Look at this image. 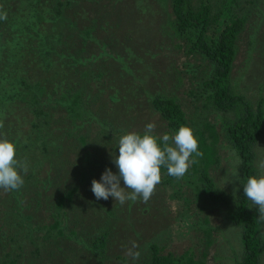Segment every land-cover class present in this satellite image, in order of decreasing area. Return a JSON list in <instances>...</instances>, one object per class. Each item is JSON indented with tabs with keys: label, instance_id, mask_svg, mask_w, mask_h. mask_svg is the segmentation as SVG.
I'll list each match as a JSON object with an SVG mask.
<instances>
[{
	"label": "rangeland",
	"instance_id": "374dc122",
	"mask_svg": "<svg viewBox=\"0 0 264 264\" xmlns=\"http://www.w3.org/2000/svg\"><path fill=\"white\" fill-rule=\"evenodd\" d=\"M58 1L63 17L56 21L44 9L49 19L26 45L25 96L0 114V137L17 138V157L29 168L22 188L0 189V264H147L151 244L165 254L191 251L206 264H237L241 234L226 207L200 200L185 181L166 185L162 176L147 203L97 200L91 191L92 180H100L107 168L118 174L112 154H119L122 135L143 133L148 123L156 125L157 136L167 133L152 104L161 95L175 98L190 122L216 125L222 138L211 176L231 201L236 198L240 159L224 140L225 114L206 100L211 67L175 38L170 3L42 0V5L50 10ZM10 6L14 11L18 4ZM241 11L249 21L238 38L232 84L256 104L264 98V0H242ZM0 34L1 46L7 31L0 27ZM6 51L0 48V69ZM8 86L0 80V89ZM34 94L35 104L24 103ZM256 153L259 176L264 175L259 167L264 140ZM103 235L106 248H94ZM129 250L138 256L127 255Z\"/></svg>",
	"mask_w": 264,
	"mask_h": 264
},
{
	"label": "trees",
	"instance_id": "16d2710c",
	"mask_svg": "<svg viewBox=\"0 0 264 264\" xmlns=\"http://www.w3.org/2000/svg\"><path fill=\"white\" fill-rule=\"evenodd\" d=\"M0 1H2L0 15L7 14L6 19H0V27L8 34L5 35L6 38L4 37L5 43L0 46L7 47L8 53L0 69V80L9 84L8 87L0 89L1 114L8 110L10 103L14 105L23 94L25 96V90L29 88V85H26L27 80L22 76L24 67L21 63L29 53L26 50L27 43L36 37L37 29L49 19L45 10L54 13L57 21L63 17L61 15L63 3L58 1L57 6L49 10L42 5V0H24L23 6H21L23 0ZM161 1L170 3L172 17L169 26L175 38L184 40L190 54L200 55L211 67L209 80L204 86L206 100L214 112L225 114L220 125L225 142L240 159L241 181L236 198L231 201L227 192L216 183L210 172L219 163L222 135L216 125L207 119L200 125L190 122L175 98L157 95L153 98L152 104L167 125L166 134L170 136L175 134L181 126L190 127L198 139L199 151L203 153L202 157H194L197 163L192 164L182 178L169 176L163 166L161 178L165 177L166 185L173 183L174 180H183L196 189L200 200L209 205L225 206L228 220L241 234L243 253L237 264H262L263 221L258 219V208L243 195V184L249 176L259 177L256 148L264 140V98L252 104L244 95L238 93L232 84V73L238 54L237 42L248 24V14L241 11L242 0H220L219 4L214 0ZM10 3L18 4L16 10L12 11ZM46 38L43 36L41 44ZM40 49L37 46L35 51L40 52ZM46 53L45 49L44 52L41 51V54ZM33 93L36 92L33 90ZM32 97L33 101L24 103L35 104L36 94ZM201 97H204L203 93ZM228 114H232V117L226 118ZM10 138L17 146L15 141L17 138L15 136ZM63 204L64 198L60 207H63ZM58 224L57 222L56 226ZM93 247L104 250L106 235L97 239ZM4 264L15 263L12 260ZM147 264H206V262L197 259L191 251L182 255L165 254L159 245L151 244Z\"/></svg>",
	"mask_w": 264,
	"mask_h": 264
},
{
	"label": "clouds",
	"instance_id": "9594fccd",
	"mask_svg": "<svg viewBox=\"0 0 264 264\" xmlns=\"http://www.w3.org/2000/svg\"><path fill=\"white\" fill-rule=\"evenodd\" d=\"M6 16V13L0 15V19H6ZM155 128L154 123H148L143 134L129 132L119 138V154H112V163L118 174L107 168L100 180L91 182V191L97 200L112 197L121 205L128 200L147 203L161 182L162 166L169 176L179 179L192 164L197 163L194 157L203 156L190 127L181 126L171 136H157ZM259 167L264 169V162ZM28 170L27 161L17 157L16 145L6 137H0V189L17 191L22 188ZM121 181L124 187H121ZM243 195L258 208V219L264 221V175L249 176L243 184ZM127 255L138 256V253L129 250Z\"/></svg>",
	"mask_w": 264,
	"mask_h": 264
}]
</instances>
